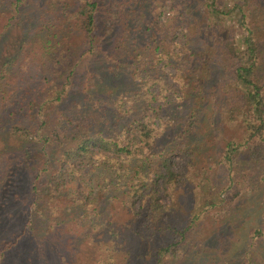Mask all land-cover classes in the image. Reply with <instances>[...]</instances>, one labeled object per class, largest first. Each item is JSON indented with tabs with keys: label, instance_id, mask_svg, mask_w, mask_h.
Segmentation results:
<instances>
[{
	"label": "trees",
	"instance_id": "trees-1",
	"mask_svg": "<svg viewBox=\"0 0 264 264\" xmlns=\"http://www.w3.org/2000/svg\"><path fill=\"white\" fill-rule=\"evenodd\" d=\"M106 1L123 8L122 25L109 47L95 37L99 0H45L37 15L34 10L23 15V0L0 2V58L5 56L0 59V264H73L62 245V225L78 213L89 227L87 264H181L179 257L193 264L187 234L204 206L213 203L194 198L183 226L172 217L177 192L205 143L198 122L212 65L222 90L213 115L233 130L220 161L238 174L246 165L242 154L249 152L258 168L254 180L264 186V47L259 41L264 17L259 8L247 6L249 0H200L212 43L199 52L212 53L214 47L229 53L234 63L225 71V63L217 60L214 67L203 54L194 63L188 58L197 51L188 0L168 4L182 19L174 21L185 26L177 51L170 48L165 22L147 15L152 11L147 0ZM231 14L236 24L224 23L222 17ZM75 43L83 46L79 54ZM156 58L175 68L179 107L189 104L186 119L177 122L185 139L183 154L192 156L186 167L171 156L168 143H160L169 125L159 116L172 111L171 101H164L165 75L146 72L136 83L122 72L130 63L138 72ZM82 61L91 65L81 66ZM154 83L157 87L149 89ZM233 177L236 187L239 180ZM195 181L194 193L210 190L207 177L198 174ZM261 205L247 227L240 220L246 205L232 207L228 219L243 229L247 241L229 242L230 256L220 264L264 263V199ZM256 240L260 245L250 247Z\"/></svg>",
	"mask_w": 264,
	"mask_h": 264
},
{
	"label": "rangeland",
	"instance_id": "rangeland-1",
	"mask_svg": "<svg viewBox=\"0 0 264 264\" xmlns=\"http://www.w3.org/2000/svg\"><path fill=\"white\" fill-rule=\"evenodd\" d=\"M1 1L2 0H0V2ZM170 1L171 0H147L148 3L152 4V11L150 13L147 11L146 13L147 15L149 14L150 18L154 17L155 20H159L160 23L165 22L164 26L168 28L170 32L167 36L168 42L171 43L170 48L174 49V51H177L179 49V44H181L183 39L182 32L183 27L185 26L178 25V22L174 21L182 19H180V17L174 16L176 10L172 9L171 6L168 5ZM22 3L23 15L25 14V10H34L32 12L35 13L37 7L40 6L45 8L47 6L45 0H23ZM99 3L100 11L97 15V31L95 32V37L96 40L105 42L104 47H109V41L113 40V37H115L122 25L123 21L121 17H123V8L120 6L118 7L116 2L113 1L99 0ZM5 4L7 5L6 0ZM187 5H189L188 10L195 14L194 20L196 21V25L191 29V32L195 37L193 45L197 51H195V56L190 55L188 57L194 63L196 58H198L200 61L202 60L199 58V56L202 57L201 54H203V52H199V49H205L206 46L208 44L210 45L212 42L210 40V31L204 14V5L202 1L188 0ZM252 5L258 7L260 16L264 17V0H249L247 6L253 8ZM37 14L38 11L36 12V15ZM150 18L146 20H150ZM222 18L224 23L236 24L235 15L231 14L229 16H223ZM259 41L260 45L264 47V35L259 39ZM76 45L78 46L75 48V52L76 54H79L83 49V46L81 43L73 44V46ZM213 50L214 52L212 53L203 54L204 57L209 58V62L214 64V67H217V60H220V65L225 63V71H229L230 67H232V63H234L233 57L229 53L226 54L223 49L216 50L213 47ZM172 52L173 51H171V53ZM4 58L5 56L3 55L0 59ZM177 61L180 62V59L178 58ZM96 62L95 60H92V63L95 65V68H93L92 64L93 70H98L99 64ZM71 63H74L73 58L67 66H69ZM85 63V61H82L81 66L83 64L85 66L91 65V63ZM31 64L34 67L35 64L32 62ZM174 69L175 68L172 65L164 64L162 60L156 58L154 61H151V66H144V69L138 72L134 71L131 63L128 64L125 69L122 70V72L125 74V76L128 75L125 78L126 81L130 80L131 82V80H135L136 83L140 79H143V75L146 74V72H158L165 75L168 84L165 85L167 89L165 91L166 96L164 101H171L169 107H171L172 111H168L167 108V110H165L160 114L161 116H159L160 121L165 122L168 120L167 122L169 125L166 132L162 134L163 136L162 139L160 138V143H168V146H170L169 149H171V156L180 162L181 165H185L184 167H186L189 163V160H192V156L189 157L183 154L182 146L185 139L183 135L178 133L179 127L177 126V122H181L182 125L183 120L186 119L185 113L189 104L186 103L184 107L183 105L179 107L180 100H178L176 97H178L182 92L179 87V82L173 78L175 75ZM77 70L82 72L85 69L77 68ZM210 73L212 76L207 81V85L205 87L208 91V99L205 100L206 104L204 111L198 122V124H200L202 127L203 133H205V143L200 149H197L199 152L198 154L194 155L190 166H193L194 164L195 165L190 170V172L186 173L187 181L177 192V203H175L176 210L174 216L172 217V220L177 222L176 224L178 226H183L190 219L189 211H191L193 208L192 203L194 198L201 200L203 204L209 202L213 203V205L204 206L199 219L189 229L187 234V240H190L189 249L187 248V257H189L190 260H193V264H220L221 259L228 255L230 256L229 242L232 244L242 245L243 239L246 240V238H244L243 229H240L239 227L234 228V224H232L234 220L228 219L230 216L229 214L232 216V207H234L239 202H243L246 205V209H243L245 211L244 217H241L240 220L243 218L244 226L247 227V224H251L255 221V213L258 209L261 210V202L264 199V186H258L254 180L256 179V175H258V172L256 173L258 168H254L256 164L252 161H249V152H246V156L242 154L245 160L244 163L246 165L243 166L242 170L238 174L229 172L227 166L220 161L222 158L221 154L225 141L233 135V130H230L231 127L223 122L217 115H213V110L216 108V104L220 100V94L222 90L219 89V82L216 77L218 72L213 71V65ZM91 82H93V79L90 80L89 84H91ZM150 83L152 82H149V84ZM154 84L155 85L151 84L149 89H154L157 87V83ZM91 87H93V85ZM157 101L160 102V100ZM102 106L104 110H109L107 105ZM166 113L168 114V117L164 116ZM156 121L159 122V119L157 118ZM262 164L264 165V162H262ZM198 174H201L203 179L206 177L209 179L208 184L206 185V187H210V190L207 189V191L209 190L208 192L194 193L192 191V187L194 186L193 183L196 185L195 177L198 176ZM232 176H234V179H237L235 182L239 180V183H236V187H234L230 182L231 179L229 180V178ZM187 190H189V192ZM167 199L168 198H165V200ZM62 227V238L64 239V241H62V245L65 247V253L68 254V258L66 257L67 260L73 264H87L89 262L87 248L90 246L88 242L89 237L86 236L89 232L87 221L83 219L78 213L77 215H72V218H69L68 221L62 225ZM259 245L260 242L256 240L250 247L256 248ZM213 247H215L214 250L211 249ZM76 248L78 249L76 250ZM210 258H214V260H211ZM262 258L263 257H259L261 262H263ZM185 261L186 264L189 263L187 259H185ZM185 261L184 258H177L178 263L184 264ZM168 263L169 261H166V264ZM146 264H150V262H146ZM234 264H241L240 260L237 259Z\"/></svg>",
	"mask_w": 264,
	"mask_h": 264
}]
</instances>
